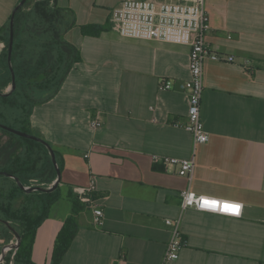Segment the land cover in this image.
Masks as SVG:
<instances>
[{"label": "crops", "instance_id": "0c3cea01", "mask_svg": "<svg viewBox=\"0 0 264 264\" xmlns=\"http://www.w3.org/2000/svg\"><path fill=\"white\" fill-rule=\"evenodd\" d=\"M20 1L0 0V31ZM124 1L56 0L75 14L66 39L81 61L30 116L33 134L52 145L62 166L61 211L39 228L33 260L52 263L55 237L73 217L77 234L60 264H161L172 235L166 221L182 218L184 246L170 264H264V0L207 1V46L223 60L205 63L201 115L210 140L198 148L191 186L151 159L192 154L189 94L181 89L191 77V49L121 36L112 13ZM86 25L106 31L83 36ZM168 81L171 90L163 89ZM96 118L99 129L91 125ZM7 141L0 132V143ZM92 180L101 227L91 206L70 197ZM187 189L240 202L243 217L183 212Z\"/></svg>", "mask_w": 264, "mask_h": 264}, {"label": "trees", "instance_id": "16d2710c", "mask_svg": "<svg viewBox=\"0 0 264 264\" xmlns=\"http://www.w3.org/2000/svg\"><path fill=\"white\" fill-rule=\"evenodd\" d=\"M9 26L10 22L0 31L1 93L12 85L8 63ZM76 26L74 12L58 7L56 0H28L17 12L12 58L17 88L8 96L0 95V123L34 135L30 124L33 108L53 99L75 64L81 61L79 49L66 39ZM80 31L83 36L99 37L106 28L86 25L81 26ZM10 116L14 122L8 121ZM0 131L8 137L5 144L0 143V172L19 178L26 187H51L57 172L47 148L1 128ZM54 151L62 170L58 153ZM72 196L76 199L73 203L79 204L73 192L70 193ZM61 199L60 186L54 192L28 194L15 180L0 177V219L8 221L22 237L17 254L14 256V252H10L3 264H37L33 260V249L38 230L51 217ZM77 229L75 219L69 217L56 239L51 264L61 263ZM15 242V234L0 223V254Z\"/></svg>", "mask_w": 264, "mask_h": 264}, {"label": "built area", "instance_id": "2783aa9c", "mask_svg": "<svg viewBox=\"0 0 264 264\" xmlns=\"http://www.w3.org/2000/svg\"><path fill=\"white\" fill-rule=\"evenodd\" d=\"M207 1L125 0L112 13L113 27L125 38L174 43L191 49V77L181 85V89L189 94L190 105L186 129L192 135V154L184 159L156 154L151 157L154 164L173 169L180 177L187 179L190 186L196 172L198 148L210 140V133L205 129L201 115L205 90V63L208 59L223 60L219 55L211 53L207 46V34L211 28V19L206 8ZM229 61H233V58ZM172 88L170 81L163 86L165 90ZM91 125L94 129H99L102 122L96 118ZM95 190L96 184L92 180L88 187L75 188L73 193L80 203L92 207L94 225L101 227L104 224V212L91 198ZM181 196L183 212L193 207L200 212L234 218L243 217L244 205L240 202L195 195L190 189L183 191ZM166 222L172 227V235L161 264L177 261L184 246L181 235L182 218ZM4 253L0 254V264H3Z\"/></svg>", "mask_w": 264, "mask_h": 264}, {"label": "water", "instance_id": "95a60500", "mask_svg": "<svg viewBox=\"0 0 264 264\" xmlns=\"http://www.w3.org/2000/svg\"><path fill=\"white\" fill-rule=\"evenodd\" d=\"M28 0H21L20 3L15 7L12 16H11V20H10V43H9V52H8V63L10 66V70H11V74H12V85L10 87V91L8 93H1V96H8L10 95L16 88H17V84H16V74L15 71L13 69L12 66V58H13V49H14V40H15V16L17 14V12L27 3ZM0 128L4 131L10 132L14 135L20 136V137H24L26 139H30V140H34L42 145H44V147L47 148V150L49 151L51 157H52V162L55 166L56 172H57V178L56 181L53 183V185L49 188H44V187H26L23 185V183L20 181L19 178L13 176L12 174H9L7 172H0V176H4L10 179H13L16 181V183L18 184V186L24 190L25 192H27L28 194L31 193H35V192H45V193H50V192H54L61 184L62 181V171L60 168V165L58 163L55 151L53 149V147L44 139L37 137L35 135H31V134H27L24 133L22 131H19L17 129L11 128L7 125H4L2 123H0ZM0 223L6 225L14 234L16 237V242L14 244H12L7 251L3 254V256H7L8 253L10 251H14V256L17 254L21 243H22V237L20 236V234L11 226V224L8 221L5 220H1L0 219ZM13 256V257H14Z\"/></svg>", "mask_w": 264, "mask_h": 264}, {"label": "rangeland", "instance_id": "374dc122", "mask_svg": "<svg viewBox=\"0 0 264 264\" xmlns=\"http://www.w3.org/2000/svg\"><path fill=\"white\" fill-rule=\"evenodd\" d=\"M14 119H13V117L12 116H10V119L8 120L9 122H14L13 121ZM1 132V131H0ZM2 133V132H1ZM7 137V136H6ZM8 138V137H7ZM197 154H198V151H197ZM1 177V176H0ZM61 210H57V209H54L53 211H52V213H51V216L52 217H54V216H56L59 212H60ZM65 211H67V208L65 209ZM52 217H50L49 219H51ZM57 237H58V235L55 237V242H56V239H57Z\"/></svg>", "mask_w": 264, "mask_h": 264}]
</instances>
